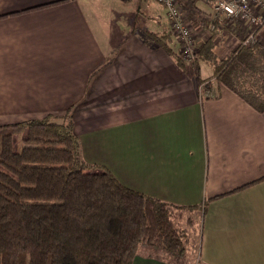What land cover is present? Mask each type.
<instances>
[{
    "label": "crops",
    "instance_id": "crops-1",
    "mask_svg": "<svg viewBox=\"0 0 264 264\" xmlns=\"http://www.w3.org/2000/svg\"><path fill=\"white\" fill-rule=\"evenodd\" d=\"M135 4L0 0V125L69 112L86 163L195 207L194 250L174 261L138 250L131 264H264V112L180 65L164 8ZM237 46L222 34L214 51Z\"/></svg>",
    "mask_w": 264,
    "mask_h": 264
},
{
    "label": "trees",
    "instance_id": "trees-1",
    "mask_svg": "<svg viewBox=\"0 0 264 264\" xmlns=\"http://www.w3.org/2000/svg\"><path fill=\"white\" fill-rule=\"evenodd\" d=\"M214 48L207 39L196 60L211 67L219 84L263 113L264 40L254 36L223 59ZM21 133V147L15 150L14 138ZM90 166L82 158L69 112L0 125V264H131L142 245L184 255L189 237L177 226L176 211L194 206L161 202ZM197 242L191 241L193 246Z\"/></svg>",
    "mask_w": 264,
    "mask_h": 264
},
{
    "label": "built area",
    "instance_id": "built-area-1",
    "mask_svg": "<svg viewBox=\"0 0 264 264\" xmlns=\"http://www.w3.org/2000/svg\"><path fill=\"white\" fill-rule=\"evenodd\" d=\"M156 1L166 12L170 33L179 44L178 55L183 60L194 57L195 47L192 49V44L196 45L197 42L194 25L205 28L208 39L211 38L214 45L221 41L222 34L234 37L238 46L249 42L254 36L258 41L264 40V0ZM198 4L208 11L198 8ZM189 10L197 14L198 22L190 18Z\"/></svg>",
    "mask_w": 264,
    "mask_h": 264
},
{
    "label": "rangeland",
    "instance_id": "rangeland-1",
    "mask_svg": "<svg viewBox=\"0 0 264 264\" xmlns=\"http://www.w3.org/2000/svg\"><path fill=\"white\" fill-rule=\"evenodd\" d=\"M153 2H154V0H135V3H136L135 5H138L139 4L143 8L155 9V5L153 4ZM189 13L192 15L190 18L193 19V20H195V22H198V21H196L197 14L194 11H190V10H189ZM262 40H263V38H262ZM202 43L203 42H201V43H197L196 42V45L195 44H192L193 45L192 46V49H193V47H195L194 50H193L194 57L191 58L190 60H183V59L182 60L183 61H187V65L194 68L195 75L197 77H199V78H207V77H210L213 74L211 67L208 64H206V63H204L202 61L196 60L197 51L200 49ZM178 45H177V49L179 48ZM177 52L179 53V49H178ZM213 52H214V50H213ZM191 54H192V51H191ZM191 62H193V63H191ZM212 78H213V76H212ZM23 137H24V133H21L17 137L14 138V149L15 150H17L18 148L21 147ZM89 165H91L89 167V170L90 171L91 170L95 171V170H100V169L109 171L107 165L95 164V163L94 164H89ZM176 223H177V226L180 229H182L184 231L185 230L187 231V234H188V237H189V243L187 245V248L188 249L190 248V249H193L194 250L195 247L197 246V244H196V246H193V244L191 243V241H193V239L198 240L199 237L197 235L194 236V234L191 233V229L192 228L190 226L193 225V228L195 229V233H196L197 232V229H198L197 228L196 215L194 213H192V210H184L183 212L176 211ZM188 237L186 239V242L184 243L185 247H186V244L188 242ZM138 250L140 252L147 251V253H149V254H155L156 253L159 256L163 257V258H168L171 261H174L173 259H176L177 258V257H173L172 255H170L168 253H165V252L160 251V250H158L156 248H153V247H150V246H146V245L139 246ZM196 252L195 253L193 252L194 253V256L197 254Z\"/></svg>",
    "mask_w": 264,
    "mask_h": 264
}]
</instances>
